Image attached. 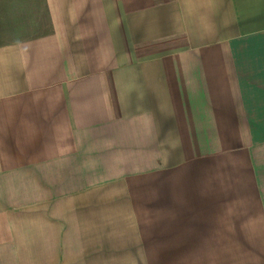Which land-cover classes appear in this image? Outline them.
<instances>
[{"label":"crops","instance_id":"crops-1","mask_svg":"<svg viewBox=\"0 0 264 264\" xmlns=\"http://www.w3.org/2000/svg\"><path fill=\"white\" fill-rule=\"evenodd\" d=\"M263 234L264 0H0V264H259Z\"/></svg>","mask_w":264,"mask_h":264},{"label":"rangeland","instance_id":"rangeland-1","mask_svg":"<svg viewBox=\"0 0 264 264\" xmlns=\"http://www.w3.org/2000/svg\"><path fill=\"white\" fill-rule=\"evenodd\" d=\"M258 241H260V253L258 255H254V258H256L258 256L259 264H264V234L261 235V237L258 239ZM155 254L156 253L154 251H152L151 254H149V258H150V261L152 262V264H157ZM248 256L249 255H245V258Z\"/></svg>","mask_w":264,"mask_h":264}]
</instances>
